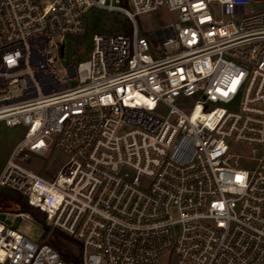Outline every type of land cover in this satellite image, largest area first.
<instances>
[{
  "label": "built area",
  "instance_id": "1",
  "mask_svg": "<svg viewBox=\"0 0 264 264\" xmlns=\"http://www.w3.org/2000/svg\"><path fill=\"white\" fill-rule=\"evenodd\" d=\"M162 8L175 20L149 41L136 17ZM91 10L130 32L63 64ZM0 122L23 129L0 189L81 264H264V0H0ZM51 148L54 174L24 167ZM0 264L66 263L0 222Z\"/></svg>",
  "mask_w": 264,
  "mask_h": 264
},
{
  "label": "rangeland",
  "instance_id": "2",
  "mask_svg": "<svg viewBox=\"0 0 264 264\" xmlns=\"http://www.w3.org/2000/svg\"><path fill=\"white\" fill-rule=\"evenodd\" d=\"M114 13H100L92 11L91 14L84 20L86 31L83 36L79 38L66 39L64 45L63 64L68 62L76 64V61H83L88 58L90 52L91 41L90 37L94 33H124L122 29L112 31L111 19L116 17L120 22H124V16L121 14L113 15ZM175 20V13L169 12L162 8L148 14L139 15L136 17V25L139 35L144 36L147 40H153V32L158 30L161 26ZM127 34V33H126ZM162 111V109L160 110ZM23 136V129L21 127H6L0 122V173L9 157L13 147L21 140ZM230 149L234 154L248 155L249 148L240 143H231ZM67 156L56 148H51L43 158L33 157L29 162L24 164L28 170L47 176V174H54L58 168L66 161ZM246 165L245 162H243ZM0 196L5 202H0V208L11 209L8 213L0 214V222L9 226L27 237L35 241H43L47 243L51 236L52 228L46 224V228L41 223L33 220L30 216L25 218L19 215V202H24L21 193L11 190L9 188H1ZM5 203V204H4ZM25 214V213H23ZM28 215V214H27ZM65 245L76 252L75 246L70 243Z\"/></svg>",
  "mask_w": 264,
  "mask_h": 264
},
{
  "label": "trees",
  "instance_id": "3",
  "mask_svg": "<svg viewBox=\"0 0 264 264\" xmlns=\"http://www.w3.org/2000/svg\"><path fill=\"white\" fill-rule=\"evenodd\" d=\"M121 5L125 6V0H121ZM92 11H97V10H91L89 11L84 20L91 14ZM100 13H104L101 11H98ZM113 15H118V13H114ZM124 22L119 25V20L116 17H113L111 19V29L112 31H117L118 29H122V31L126 34H128L131 30L130 23L127 20V18H124ZM19 213H25L28 214L33 220L37 221L38 223H41L43 227H47L46 224L44 223V219L41 217L43 214L34 209L29 207L26 202H19ZM48 245H50L57 253L58 256L62 261H64L66 264H81V248L80 245L73 240L71 237L63 234L62 232L53 229L51 236L47 240ZM65 243H70L76 248V252H73L70 250Z\"/></svg>",
  "mask_w": 264,
  "mask_h": 264
},
{
  "label": "water",
  "instance_id": "4",
  "mask_svg": "<svg viewBox=\"0 0 264 264\" xmlns=\"http://www.w3.org/2000/svg\"><path fill=\"white\" fill-rule=\"evenodd\" d=\"M60 54H62V48L60 49Z\"/></svg>",
  "mask_w": 264,
  "mask_h": 264
}]
</instances>
